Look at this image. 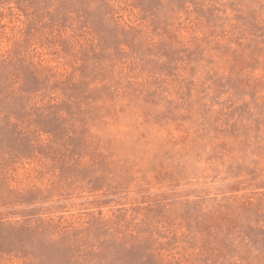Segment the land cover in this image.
<instances>
[{"label": "rangeland", "instance_id": "374dc122", "mask_svg": "<svg viewBox=\"0 0 264 264\" xmlns=\"http://www.w3.org/2000/svg\"><path fill=\"white\" fill-rule=\"evenodd\" d=\"M0 264H264V0H0Z\"/></svg>", "mask_w": 264, "mask_h": 264}]
</instances>
